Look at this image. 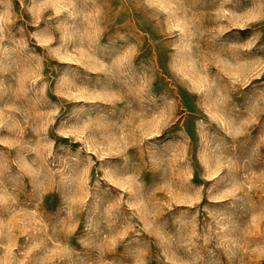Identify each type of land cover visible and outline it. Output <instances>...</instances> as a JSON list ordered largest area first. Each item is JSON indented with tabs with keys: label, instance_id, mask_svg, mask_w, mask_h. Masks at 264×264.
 I'll list each match as a JSON object with an SVG mask.
<instances>
[{
	"label": "rangeland",
	"instance_id": "rangeland-1",
	"mask_svg": "<svg viewBox=\"0 0 264 264\" xmlns=\"http://www.w3.org/2000/svg\"><path fill=\"white\" fill-rule=\"evenodd\" d=\"M0 264H264V0H0Z\"/></svg>",
	"mask_w": 264,
	"mask_h": 264
}]
</instances>
